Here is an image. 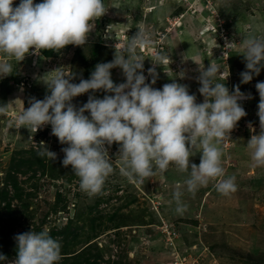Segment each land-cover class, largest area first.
<instances>
[{"label": "rangeland", "instance_id": "1", "mask_svg": "<svg viewBox=\"0 0 264 264\" xmlns=\"http://www.w3.org/2000/svg\"><path fill=\"white\" fill-rule=\"evenodd\" d=\"M5 223L0 264H264V0H0Z\"/></svg>", "mask_w": 264, "mask_h": 264}, {"label": "trees", "instance_id": "2", "mask_svg": "<svg viewBox=\"0 0 264 264\" xmlns=\"http://www.w3.org/2000/svg\"><path fill=\"white\" fill-rule=\"evenodd\" d=\"M14 197H17V198L20 197V195L18 194V189L15 190ZM1 200H2L3 204H6L5 207L7 209H8V207L9 208L11 207V203L10 202L7 203V198H6L5 195H2V199ZM9 227L10 226H8V223L0 224V240L3 242V245H5L3 240L6 239L8 237V235H9ZM1 238H3V240ZM18 246H19V248L22 246V248H20V251L23 250V248H24L23 245L20 244ZM1 248H3V253H4V255H6L7 251L9 250V247L7 248L5 246H2ZM17 254H18L19 257H22L23 251H22V253L17 252ZM194 256H199V255L195 252ZM5 257H7V256H5ZM80 260H83L82 253H79V254H76L74 256L68 257L67 260H63V261L55 263V264H77ZM89 264H91V263H89ZM95 264H97V263H95Z\"/></svg>", "mask_w": 264, "mask_h": 264}, {"label": "clouds", "instance_id": "3", "mask_svg": "<svg viewBox=\"0 0 264 264\" xmlns=\"http://www.w3.org/2000/svg\"><path fill=\"white\" fill-rule=\"evenodd\" d=\"M195 252H197V251H193V249H192V255L189 257V259H193L194 257H196V256H194V253ZM197 257H200V256H197ZM197 263L199 264V258L197 259Z\"/></svg>", "mask_w": 264, "mask_h": 264}, {"label": "built area", "instance_id": "4", "mask_svg": "<svg viewBox=\"0 0 264 264\" xmlns=\"http://www.w3.org/2000/svg\"><path fill=\"white\" fill-rule=\"evenodd\" d=\"M195 261L197 262V259Z\"/></svg>", "mask_w": 264, "mask_h": 264}, {"label": "bare ground", "instance_id": "5", "mask_svg": "<svg viewBox=\"0 0 264 264\" xmlns=\"http://www.w3.org/2000/svg\"><path fill=\"white\" fill-rule=\"evenodd\" d=\"M123 93H125V92H123Z\"/></svg>", "mask_w": 264, "mask_h": 264}]
</instances>
